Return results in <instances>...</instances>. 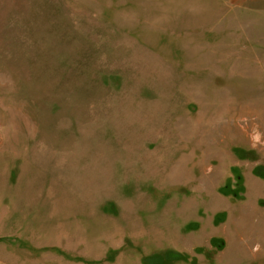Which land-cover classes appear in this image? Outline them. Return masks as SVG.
<instances>
[{"label": "rangeland", "instance_id": "1", "mask_svg": "<svg viewBox=\"0 0 264 264\" xmlns=\"http://www.w3.org/2000/svg\"><path fill=\"white\" fill-rule=\"evenodd\" d=\"M260 174L264 0H0V264H264Z\"/></svg>", "mask_w": 264, "mask_h": 264}, {"label": "trees", "instance_id": "2", "mask_svg": "<svg viewBox=\"0 0 264 264\" xmlns=\"http://www.w3.org/2000/svg\"><path fill=\"white\" fill-rule=\"evenodd\" d=\"M256 174H259V172H255ZM258 176H262L264 177L263 174H260ZM234 194H236L235 192H233ZM213 242H216V239H213ZM181 256L180 254H175L174 252H166L163 255H153V256H148L143 258V263L144 264H158V260L162 259L163 261L170 259V258H174V257H179Z\"/></svg>", "mask_w": 264, "mask_h": 264}]
</instances>
